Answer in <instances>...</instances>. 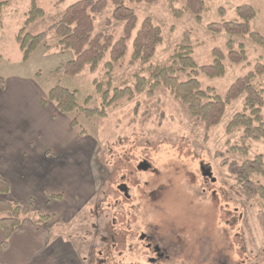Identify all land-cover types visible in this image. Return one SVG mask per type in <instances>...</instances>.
<instances>
[{"label":"rangeland","instance_id":"obj_1","mask_svg":"<svg viewBox=\"0 0 264 264\" xmlns=\"http://www.w3.org/2000/svg\"><path fill=\"white\" fill-rule=\"evenodd\" d=\"M31 1L0 0L9 3L0 23V78L6 79L8 85L1 95L9 109L0 120L15 118L16 127L29 135L42 130L50 144L55 134L64 133L67 120L79 121L80 128L75 130L79 137L72 144L79 162V188L64 195L72 200L65 221L47 216L50 221L47 229L52 232L50 241L60 238L75 250L74 260H67L66 264H99L105 259L108 245H113L110 241L113 236L122 239L112 248L113 257L108 264L134 261L148 264L150 253L130 250L129 245L135 241L127 239L125 248L121 243L127 231L128 235H134L148 230L159 232V236H179L177 242L182 248L177 262L187 256L195 261L204 251L211 253L222 247L233 260L238 256L239 262L264 264V229L260 217L264 213V199H247L242 195L225 164V160L242 162L264 155V141H247L250 149L247 158L228 153L230 145L242 144V132L228 134L226 128L233 116L243 110L244 98L228 106L221 124L211 129L192 118L185 105L164 88L152 98L141 95L132 102L122 101L109 109L105 118L62 114L48 101L50 90L61 86L76 91L80 106L94 96L90 106L98 107L101 102L95 96L93 82L104 80V66L94 74L86 70L75 77L67 76L64 66L75 55L61 50L54 32H49L45 45L24 62L16 36L24 27ZM79 1L66 0L61 4L58 0H37L45 16L32 22L27 32L32 35L47 32L69 6ZM128 5L136 11L139 26L144 19L151 18L163 32L164 42L152 64L167 62L185 32H190L198 66L212 64V50L225 49L230 37L226 33H212L207 26L237 20L236 9L241 5H251L256 10L252 30L264 37V0H205L201 24L191 12L175 18L166 0ZM184 6L180 0L176 8ZM222 8L226 10L224 16L220 14ZM112 11L109 5L96 17L95 32L112 35L117 40L123 36L124 25L107 23ZM235 40L245 45L248 62L236 65L226 61L227 70L222 78L199 77L204 89L214 88L221 97L226 96L238 78L252 71L257 62L264 63V50L250 38ZM129 45L127 57L115 66L116 85L124 81L132 83L137 73L146 75L145 67L131 65V42ZM256 84L264 90V76L257 78ZM24 120L28 125L22 123ZM219 152L225 154L224 159L217 157ZM142 163H147L148 168L141 169ZM206 171L211 172L210 177L205 176ZM260 181L264 185V180ZM123 185L128 189L129 199L120 190ZM57 200L52 202L61 203L64 210L70 202ZM44 209L49 211V205ZM39 215L42 214L36 213L37 220ZM100 252L105 255L98 257Z\"/></svg>","mask_w":264,"mask_h":264},{"label":"trees","instance_id":"obj_2","mask_svg":"<svg viewBox=\"0 0 264 264\" xmlns=\"http://www.w3.org/2000/svg\"><path fill=\"white\" fill-rule=\"evenodd\" d=\"M66 0H58L64 3ZM163 0H81L69 6L62 18L47 32L32 35L27 32L29 25L36 19L45 16L37 0H32L24 27L16 36V41L23 54V61L28 62L32 55L45 45L49 32H54L59 38V47L63 51H72L75 58L66 63L64 73L75 77L88 70L96 73L100 66H104V80H94L95 96L100 98L98 107H91L94 96H89L84 106L77 101V92L56 86L50 90L48 101L53 103L62 114H82L86 119L105 118L109 109L118 106L122 101H134L144 95L147 98L155 96L160 88H164L176 101L185 105L190 116L211 129L221 124L227 107L233 102L244 98L241 112L236 113L228 123L226 132L234 134L242 132V144L230 145L228 153L248 157L250 149L247 141H264V90L256 84L259 77L264 76V63L257 62L252 71L246 76L238 78L229 88L225 97L217 94L214 88L204 89L199 80L200 75L209 79L222 78L226 74V61L231 64L248 62V54L243 43H237L236 38H250L259 48L264 50V37L252 30V22L257 17L256 10L251 5H241L236 9L237 20L210 23L207 28L215 34L226 33L230 39L225 49L212 50L213 62L199 67L194 58V45L190 32H185L181 41L176 44L169 60L164 63L152 64L158 48L164 42L163 32L154 24L151 18H146L139 26V19L134 9L128 3H158ZM175 18H181L184 13L191 12L197 23H202V15L206 10L205 0H183L184 9L176 8L180 0H166ZM109 5L113 11L107 23H122L123 36L115 39L112 35L96 33V17L103 13ZM9 7L8 2L0 3V23L2 13ZM225 15L226 10L220 9ZM132 50L130 63L132 66L145 67V73L133 76V82H121L116 85L114 80L115 66L124 60ZM0 55V60H1ZM7 88V80L0 78V96ZM138 106L136 107V109ZM71 127L80 128L79 121L72 118ZM82 134V131H80ZM217 157L224 159L225 154L217 153ZM230 177L236 182L242 195L247 199L259 197L264 199V155L242 162L227 161ZM11 186L0 175V196L9 195ZM57 199V198H56ZM31 213L28 206L17 202L0 199V214H8L0 220L3 233V249H8L15 231L21 226L23 218ZM264 229V213L260 214ZM49 217L39 215L38 223L44 224Z\"/></svg>","mask_w":264,"mask_h":264},{"label":"crops","instance_id":"obj_3","mask_svg":"<svg viewBox=\"0 0 264 264\" xmlns=\"http://www.w3.org/2000/svg\"><path fill=\"white\" fill-rule=\"evenodd\" d=\"M2 97L0 116L8 113L9 109ZM14 121L15 118L8 119L7 126L4 123L6 119L0 120V175L11 186L9 198L3 195L0 199L28 206L31 213L23 218L6 250L2 247L3 233L0 229V263L66 264L67 260H74L75 250L60 238L50 241L52 232L47 229L50 221L38 223L36 213L49 217L53 215L55 220L60 221H65L69 216L65 212H70L72 200L64 195L79 188V162L72 147L79 136L67 120L64 133L55 134L52 139L55 145H52L42 130H37L36 135L35 132L29 135L16 127ZM22 123L28 125L27 120ZM51 197H58V200ZM55 200L70 202L65 204L64 210L61 203L52 202ZM46 205H49V211L44 209ZM8 216L0 214V220Z\"/></svg>","mask_w":264,"mask_h":264},{"label":"flooded vegetation","instance_id":"obj_4","mask_svg":"<svg viewBox=\"0 0 264 264\" xmlns=\"http://www.w3.org/2000/svg\"><path fill=\"white\" fill-rule=\"evenodd\" d=\"M143 165H147V163H142L141 166ZM120 190L124 192V196L129 199L128 189L125 187V185L120 187ZM125 233L126 234L123 235V241L121 242L122 247L125 248L127 239L129 238L135 241V243L133 242L129 245L130 250L132 251L133 249H143L146 251V253H150L151 256L147 257L148 264H253L248 263L247 261H237L239 260L238 256L235 260H233L231 256L222 251V247H219L215 252L211 251V253L204 251V253L200 255L198 260L195 258V261H193V259L191 260L190 257L187 256L185 260L177 262L175 259H177V257L180 258V250L182 248L177 242L179 236L167 235L165 233L163 234H165L166 236H159V232L149 230L140 231L135 233L134 235H128L130 231H127ZM111 239L110 241H113L114 243L113 245H108L105 259L100 261L99 264L110 263V260L113 257L112 248L117 247V243L121 241L122 236L119 240H117V238L114 236L111 237ZM118 254L121 255L122 251H120V253ZM104 255L105 254L103 252H100L98 257H102ZM130 264L142 263H140L139 261H134Z\"/></svg>","mask_w":264,"mask_h":264},{"label":"water","instance_id":"obj_5","mask_svg":"<svg viewBox=\"0 0 264 264\" xmlns=\"http://www.w3.org/2000/svg\"><path fill=\"white\" fill-rule=\"evenodd\" d=\"M140 168H141V169H147V168H148V165L140 166ZM205 176L210 177V176H211V172H210V171H206V172H205Z\"/></svg>","mask_w":264,"mask_h":264}]
</instances>
